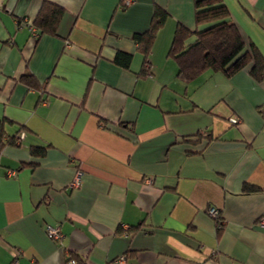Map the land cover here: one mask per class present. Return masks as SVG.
Wrapping results in <instances>:
<instances>
[{
	"label": "crops",
	"instance_id": "1",
	"mask_svg": "<svg viewBox=\"0 0 264 264\" xmlns=\"http://www.w3.org/2000/svg\"><path fill=\"white\" fill-rule=\"evenodd\" d=\"M43 1L0 0V264H264V191L243 192L264 189V78L249 64L186 81L169 55L202 0H47L64 14L38 37ZM223 3L264 56V0ZM158 7L146 63L133 36ZM204 131L218 137L204 153L179 144Z\"/></svg>",
	"mask_w": 264,
	"mask_h": 264
},
{
	"label": "trees",
	"instance_id": "2",
	"mask_svg": "<svg viewBox=\"0 0 264 264\" xmlns=\"http://www.w3.org/2000/svg\"><path fill=\"white\" fill-rule=\"evenodd\" d=\"M124 1L121 2L122 10L127 8ZM63 14L64 9L61 6L44 0L33 22L39 32L38 37L45 34L58 36V25ZM167 18L168 13L165 9L156 8L149 30L133 36L145 56L146 63H148L147 59L152 51L156 35L164 26ZM196 24L199 29L195 31L180 25L175 33L169 55L176 60L179 77L191 81L206 72H222L231 77L252 64L251 75L258 81L264 78V56L252 44L248 50L238 27L230 18L229 10L223 0L199 1L196 6ZM193 36L195 40L190 42ZM131 60V55L121 52L116 54L115 62L117 64L128 67ZM20 80L32 88H44L31 72L23 74ZM215 139L218 137L214 136L212 132L204 131L193 137H182L179 144L187 145L189 152L201 154ZM44 153V148L34 147L31 150V154L34 156H41ZM259 191H264V189L250 184H245L243 187L244 193ZM215 221L217 227L221 223L219 228V232H221L225 226L222 214Z\"/></svg>",
	"mask_w": 264,
	"mask_h": 264
},
{
	"label": "built area",
	"instance_id": "3",
	"mask_svg": "<svg viewBox=\"0 0 264 264\" xmlns=\"http://www.w3.org/2000/svg\"><path fill=\"white\" fill-rule=\"evenodd\" d=\"M132 1L133 0H125L124 1L125 6H127V7L130 6L131 3H132ZM32 30L35 31L34 29H32ZM232 122L235 124V123L238 122V120L237 119H232ZM23 137H24V134H22V137L21 138H23ZM8 174H9V176H15L16 175V173L15 172H12V171H10ZM80 185H81V172L78 171V173L76 174L75 179L72 181V183L70 184V186L73 189H76V188H79ZM208 213L214 219H218L221 216L220 210L218 208H216V207H210L208 209ZM262 225H264V220L262 221ZM220 227H221V223L218 224V228H220ZM48 235L52 239L58 241L59 243L62 242L63 237H64L63 234L60 232V230L58 228H50V229H48ZM119 262L120 263H124L125 262V257H121L120 260H119ZM67 264H78V262L75 259H70Z\"/></svg>",
	"mask_w": 264,
	"mask_h": 264
}]
</instances>
